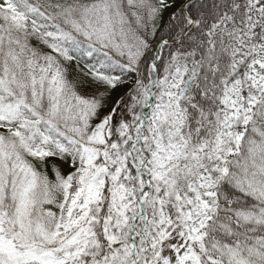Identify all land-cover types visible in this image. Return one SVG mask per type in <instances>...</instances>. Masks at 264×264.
<instances>
[{
  "label": "snow or ice",
  "instance_id": "1",
  "mask_svg": "<svg viewBox=\"0 0 264 264\" xmlns=\"http://www.w3.org/2000/svg\"><path fill=\"white\" fill-rule=\"evenodd\" d=\"M0 264H264V0H0Z\"/></svg>",
  "mask_w": 264,
  "mask_h": 264
}]
</instances>
